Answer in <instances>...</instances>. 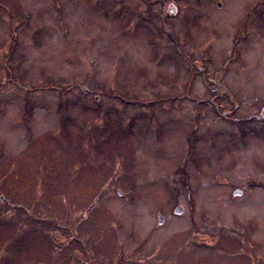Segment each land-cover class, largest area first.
<instances>
[{
  "label": "rangeland",
  "instance_id": "1",
  "mask_svg": "<svg viewBox=\"0 0 264 264\" xmlns=\"http://www.w3.org/2000/svg\"><path fill=\"white\" fill-rule=\"evenodd\" d=\"M219 1L175 46L156 1L0 0V264H264V0Z\"/></svg>",
  "mask_w": 264,
  "mask_h": 264
},
{
  "label": "flooded vegetation",
  "instance_id": "2",
  "mask_svg": "<svg viewBox=\"0 0 264 264\" xmlns=\"http://www.w3.org/2000/svg\"><path fill=\"white\" fill-rule=\"evenodd\" d=\"M146 3V6L148 5V8H146V10L150 11L149 9V5L150 2L152 3H156L159 4L161 6V4L164 5L165 9H166V13L164 16H162L161 19V23L159 28L157 29L158 32H161L165 38L163 39V42H166L167 44H172L175 46H181L183 45L185 39H192V35L188 36V33L191 32V28L195 27V25L198 24L199 22V16H200V11L198 12L196 10V12L194 11L193 8L187 9L185 11L179 10L178 8V4L182 3L183 0H142ZM156 1V2H155ZM189 1H198V0H189ZM210 3H215L214 5L217 6L218 9H223V5L221 3V1L219 0H209ZM262 2H259V4L254 8L256 11L258 9L259 6H261ZM195 5V3H194ZM192 5V6H194ZM197 13V14H196ZM202 13H208L206 14L209 15V17L211 16V12L209 11V9L205 8L202 10ZM173 17H177L179 19V21H177V23H172L171 19ZM164 18H167L168 20L165 21L163 20ZM180 27L178 30L176 29L177 27ZM177 30V31H175ZM188 31V32H186ZM63 35H65V33H63ZM189 37V38H188ZM216 91V88H213V92ZM208 103H213V99H210L209 101L204 100V105L208 104ZM160 218H158L159 220ZM162 220V219H161ZM163 221V220H162Z\"/></svg>",
  "mask_w": 264,
  "mask_h": 264
},
{
  "label": "water",
  "instance_id": "3",
  "mask_svg": "<svg viewBox=\"0 0 264 264\" xmlns=\"http://www.w3.org/2000/svg\"><path fill=\"white\" fill-rule=\"evenodd\" d=\"M235 194L239 195V192L237 191V192H235ZM180 213H181V209L180 208H177L175 210V214H178L179 215ZM159 220H160V222H162L161 218Z\"/></svg>",
  "mask_w": 264,
  "mask_h": 264
},
{
  "label": "trees",
  "instance_id": "4",
  "mask_svg": "<svg viewBox=\"0 0 264 264\" xmlns=\"http://www.w3.org/2000/svg\"><path fill=\"white\" fill-rule=\"evenodd\" d=\"M3 196V195H2ZM2 196L0 198H2Z\"/></svg>",
  "mask_w": 264,
  "mask_h": 264
}]
</instances>
